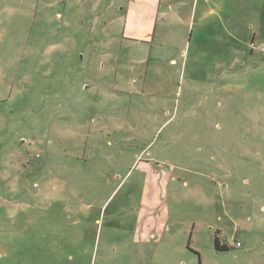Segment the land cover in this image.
<instances>
[{
  "label": "rangeland",
  "instance_id": "obj_1",
  "mask_svg": "<svg viewBox=\"0 0 264 264\" xmlns=\"http://www.w3.org/2000/svg\"><path fill=\"white\" fill-rule=\"evenodd\" d=\"M127 2L0 0V264H264V0Z\"/></svg>",
  "mask_w": 264,
  "mask_h": 264
},
{
  "label": "crops",
  "instance_id": "obj_2",
  "mask_svg": "<svg viewBox=\"0 0 264 264\" xmlns=\"http://www.w3.org/2000/svg\"><path fill=\"white\" fill-rule=\"evenodd\" d=\"M213 1L215 2V0H203L204 3H207L203 7L199 4L200 0H128L125 6H120L123 22L122 39L130 44L143 46L145 44V46L152 45L153 47L156 43L155 36L161 19L164 20V24L166 22L169 25L178 23L186 29L191 18L193 19L194 10L199 7L202 8L200 22L205 16L216 14L224 9L223 5ZM190 6H193L192 11H190ZM182 11H184L183 14ZM185 13L187 14L185 15ZM233 35L231 34L232 37ZM170 40L163 44L158 43V45L160 47L162 45L171 46L172 40ZM171 61H175V59ZM233 71H235L234 63L224 70L223 74L234 77L235 74L231 73Z\"/></svg>",
  "mask_w": 264,
  "mask_h": 264
},
{
  "label": "trees",
  "instance_id": "obj_3",
  "mask_svg": "<svg viewBox=\"0 0 264 264\" xmlns=\"http://www.w3.org/2000/svg\"><path fill=\"white\" fill-rule=\"evenodd\" d=\"M215 246H216V249L219 251H225V250L230 249V247L227 244L221 243V239H220V236L218 234H216V236H215Z\"/></svg>",
  "mask_w": 264,
  "mask_h": 264
},
{
  "label": "built area",
  "instance_id": "obj_4",
  "mask_svg": "<svg viewBox=\"0 0 264 264\" xmlns=\"http://www.w3.org/2000/svg\"><path fill=\"white\" fill-rule=\"evenodd\" d=\"M255 45H256L255 42L251 43V47H252V48H255ZM260 49H261V51L264 53V46H261ZM236 245H237V246H240L241 243H240V242H237Z\"/></svg>",
  "mask_w": 264,
  "mask_h": 264
}]
</instances>
